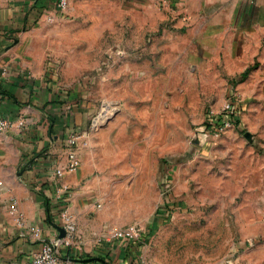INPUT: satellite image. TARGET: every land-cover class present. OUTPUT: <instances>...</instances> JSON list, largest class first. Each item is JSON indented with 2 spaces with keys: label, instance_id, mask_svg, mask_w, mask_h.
<instances>
[{
  "label": "crops",
  "instance_id": "1",
  "mask_svg": "<svg viewBox=\"0 0 264 264\" xmlns=\"http://www.w3.org/2000/svg\"><path fill=\"white\" fill-rule=\"evenodd\" d=\"M49 1L0 0V116L14 124L0 136V264H29L43 240L58 239L54 224H60L63 205L76 223L72 243L59 247L70 264H151L147 236L141 242L100 240L106 230L127 224L123 213H90L93 200L87 193L100 178L87 177L89 166L113 160L101 157L105 153L99 145L80 149L82 166L63 177L71 188L67 203L57 199L49 179L51 168L64 160V139L71 131H81L80 120L67 109L73 94L66 86L59 87L54 62L46 63L43 55L32 60V32L71 21L69 11L84 6L72 1L67 13L46 23L42 12ZM91 6L103 20V32L112 20L129 16L134 28L131 48L118 53L132 58L123 65L131 73H153L154 58L160 55L176 89H185L187 83L197 86V108L218 110L228 96L238 99L239 126L214 143L206 144L203 136L199 148L223 166L227 179L245 187L248 212L264 213V0H90L87 7ZM170 15L177 17L176 25L189 26L188 32L164 30L157 38L161 47L155 51L152 31L171 25ZM117 41H123L121 36ZM102 68L99 65L97 71ZM182 74L197 75V80L186 83ZM18 119L24 120L21 128L15 126ZM13 207L23 215L20 226ZM241 250L240 256L225 259L224 264H257L264 254L262 248L253 255L246 241Z\"/></svg>",
  "mask_w": 264,
  "mask_h": 264
},
{
  "label": "rangeland",
  "instance_id": "2",
  "mask_svg": "<svg viewBox=\"0 0 264 264\" xmlns=\"http://www.w3.org/2000/svg\"><path fill=\"white\" fill-rule=\"evenodd\" d=\"M72 1L84 6L69 11L71 21L32 32V60L43 55L46 63L54 62L59 87L73 94L67 109L87 132V146L99 145L104 160L113 158L89 166L87 177L100 178L87 193L93 200L90 213H123L125 224L141 225L151 264H224L242 254L244 241L253 255L264 249V213H249L245 187L227 179L223 166L199 148L209 106L197 108V86L187 83L197 75L182 74L186 88L176 89L160 55L153 73H131L123 65L132 58L118 53L131 48L129 16L112 20L103 32L97 9L87 7L90 0H69V6ZM176 18L170 15L171 25L154 27L155 51L164 30L188 32ZM99 65L105 66L100 72ZM102 108L107 115L91 131ZM260 258L257 264H264V254Z\"/></svg>",
  "mask_w": 264,
  "mask_h": 264
},
{
  "label": "built area",
  "instance_id": "3",
  "mask_svg": "<svg viewBox=\"0 0 264 264\" xmlns=\"http://www.w3.org/2000/svg\"><path fill=\"white\" fill-rule=\"evenodd\" d=\"M69 6V0H50L47 6H44L42 18L46 23H52L62 17ZM240 103L234 96H228L222 107L218 110L207 108L205 119L202 126V135L206 140L214 143L221 135L232 128L239 126L238 114ZM107 109L102 108L98 114L92 118L90 130H96L101 119L107 115ZM102 115V117H100ZM104 115V116H103ZM17 128L24 125L23 119H18L15 123ZM14 124L7 118L0 116V136L8 130L12 129ZM88 136L85 131H71L64 139V160L55 164L51 168L49 179L55 189L57 199L63 204L67 203L70 197L71 188L62 182L66 174L73 173L80 166L79 150L87 146ZM12 211L16 212V224H23V215L18 212L15 207ZM59 220L60 224H54L58 231V239L43 240L39 249L33 254L29 264H70V259L67 255L61 253L59 247L67 246L72 243L73 235L76 231V223L73 216L66 205L60 209ZM40 228L35 229L34 235L38 236ZM144 237V229L137 223H130L125 226H120L106 230L100 237L110 241L126 243L129 241L141 242ZM6 264H15L13 261Z\"/></svg>",
  "mask_w": 264,
  "mask_h": 264
},
{
  "label": "bare ground",
  "instance_id": "4",
  "mask_svg": "<svg viewBox=\"0 0 264 264\" xmlns=\"http://www.w3.org/2000/svg\"><path fill=\"white\" fill-rule=\"evenodd\" d=\"M103 116H104V115H103ZM100 117H102V115H101Z\"/></svg>",
  "mask_w": 264,
  "mask_h": 264
}]
</instances>
